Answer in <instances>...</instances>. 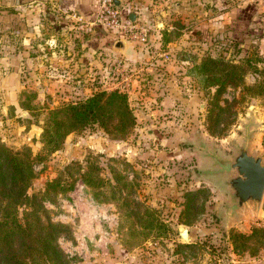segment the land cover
<instances>
[{
    "label": "rangeland",
    "instance_id": "obj_1",
    "mask_svg": "<svg viewBox=\"0 0 264 264\" xmlns=\"http://www.w3.org/2000/svg\"><path fill=\"white\" fill-rule=\"evenodd\" d=\"M17 1L23 6L0 0V7L20 14L33 7ZM191 1L194 8L186 15L176 0H147V13L133 2L132 11L143 12L139 23L149 26L150 40H125L123 53L106 46L99 32L77 29L70 18L69 27L62 26L61 14L49 4L44 12L37 6L34 15H18L26 19L30 44L24 33L14 35L6 27V12L0 17V142L42 155L29 193H39L72 162L84 168L89 153L97 156L105 182L91 189L77 178L73 190L45 200L52 220L68 226L58 239L68 264H264L262 234L254 231L264 228V194L256 209L228 218V194L216 176L204 174L211 162L202 150L208 146L229 158L246 132L252 151L264 156V94L257 93L264 84V53L251 41L239 47L228 39L216 0ZM241 48L249 53L237 60ZM207 56L242 68L241 82L226 85L219 98L224 111L215 131L208 111L217 85L211 77L201 79L197 69ZM114 89L127 94L135 116L125 137L113 138L94 125L69 133L60 149L47 150L41 133L48 109ZM125 182L133 183L128 200L122 198L128 197ZM117 186L121 197L113 193ZM188 200L192 207L185 215ZM81 202L93 213L87 224L69 206ZM88 225L95 234H86ZM181 228L188 229V240L179 238Z\"/></svg>",
    "mask_w": 264,
    "mask_h": 264
},
{
    "label": "trees",
    "instance_id": "obj_2",
    "mask_svg": "<svg viewBox=\"0 0 264 264\" xmlns=\"http://www.w3.org/2000/svg\"><path fill=\"white\" fill-rule=\"evenodd\" d=\"M250 8L251 6L244 8V13ZM5 12L8 14L9 23H6L8 29L17 33L25 27V23L19 20L15 10L7 8L4 11V8L0 7V17L4 16ZM258 17L259 22L256 27L247 33L256 34L259 37L257 51L262 55L264 53V16ZM247 21L249 20L246 18L233 21L229 26V32L237 31L238 28L242 33V26ZM6 24L3 23V25ZM260 25L261 28L258 27ZM93 28L101 34L103 41H107L106 46L112 45L115 38L109 34L105 37L108 32L105 27L95 25ZM229 38H232V35H229ZM241 41V39L237 40V42ZM240 50L242 56L237 60H243L249 53L246 48ZM197 69L201 79L204 76L211 77L217 85L208 111V119L213 123L210 130L215 131L221 119V113L224 111V108L218 104L222 91L228 84L236 85L241 82L242 68L232 61L207 56L198 63ZM258 87L257 93L264 94V84ZM21 105L23 109H30L28 104L21 103ZM94 125L113 138L125 137L135 126V116L129 105L127 94L118 89L98 90L80 101L48 109L41 141L48 144L49 152H53L61 148L69 133ZM41 159L42 155L33 153L28 146L13 149L0 142V264H68V256L58 245L59 237L69 232L68 226L52 220L45 206V200L54 202V198L58 195H64L73 190L77 178L91 189L102 187L105 183L100 177L97 156L89 153L84 168L79 163L72 162L64 166L55 177L47 180L39 193H29L31 184L37 177L34 164ZM122 186L129 190L128 197H122L123 200L130 199L133 183L125 182ZM120 189L121 186H117L113 193H119L121 197ZM189 194L193 193L189 192L187 195ZM191 207V201H185L183 208L185 215H190L188 211ZM254 231L262 234L260 243L264 245V228H257Z\"/></svg>",
    "mask_w": 264,
    "mask_h": 264
},
{
    "label": "crops",
    "instance_id": "obj_3",
    "mask_svg": "<svg viewBox=\"0 0 264 264\" xmlns=\"http://www.w3.org/2000/svg\"><path fill=\"white\" fill-rule=\"evenodd\" d=\"M117 4L121 7V10L123 12V14L125 16H129L131 20H137L139 21L140 18H142L141 13H143L142 11L139 13H135L132 11L131 7L133 2H135V4H137V6H139V8L144 9V13H147L148 9L145 6L147 3V0H116ZM141 1V2H140ZM175 1V0H174ZM177 1V0H176ZM217 1V5L219 7H221V9L223 11H219L218 14L220 17H225L227 19V21H225V24H228V27L231 25V23H233V21L235 22L236 20H239V18H246L249 21H247V23L245 25H243L242 27V33H240V31L237 28V31L235 30L233 31H228L226 34H231L232 38L228 39L234 43L237 44V46L239 47H243L242 45L247 42V41H251L253 43L258 44L259 43V37L256 34H248L247 32L251 29H254L256 27V22H258L260 15L264 16V0H233L232 3H228L227 0H216ZM14 2L16 4H21L18 6H23V3H18L19 1L14 0ZM27 2V1H26ZM34 2H38L34 4ZM186 2V3H185ZM32 3V4H31ZM192 1L191 0H179L177 2H175L176 6H177V10L180 11L182 10L181 14L182 15H186V13L184 12H188L191 8H194L192 6ZM27 4H30L32 7V9L29 10H24L22 11L23 14H20V12H18V15H23L25 17L30 16V15H34L35 14V10L34 7H39V10L41 12H44V8L48 7L47 5H51L54 7L55 10L58 11V13L61 14L60 19L62 20V26H67L69 27V22L71 20V14H77L82 18H85L86 20H91V18L94 15V0H30L27 2ZM45 4H47L45 6ZM25 5V4H24ZM257 5V6H256ZM217 6V7H218ZM251 6L250 10H247L245 13L243 11L244 8ZM262 6V7H261ZM254 7H256L254 9ZM19 9V8H18ZM262 10V11H261ZM16 11V10H15ZM21 11V10H20ZM39 11V12H40ZM243 13V14H242ZM64 15V16H63ZM131 15H133V17L131 18ZM218 16V17H219ZM227 16V17H226ZM24 17V18H25ZM66 17V18H65ZM140 17V18H139ZM67 18H70V20L68 21ZM72 21V20H71ZM25 22V27L23 29H21L19 32L14 33L13 31H10L11 33H13L14 35L20 34L22 35V33H24V40L28 41V44H30V38L27 37V35H29L30 33L28 32V24H26V19H24ZM73 22V21H72ZM222 23V21H221ZM37 25L35 26L36 29H38L39 31L41 29H43V22H38L36 23ZM51 24H53V22L51 21ZM261 28V25L258 26ZM89 30L96 31L93 26L92 27H87ZM108 30V29H107ZM108 32H110V36L114 37V41L113 43L120 39L118 37H116V34L113 33L112 31L108 30ZM250 32V31H249ZM241 34V35H240ZM227 37V36H226ZM241 39V42H237V40ZM112 43V45H113ZM111 45V46H112ZM244 49V48H243ZM154 113H156L157 111H153ZM71 204V203H70ZM71 206V209L78 211V213L81 214L80 219L82 221H84V223L87 224V222L92 221V215L93 213L90 211V205H88V203H82L81 204H76V206L73 205H69ZM84 207L85 209H80V207ZM80 209V210H79ZM84 231H86V234H89V236H91L92 234H95V230L93 228H89V225L87 226L86 229H84ZM80 237H82V234L80 235Z\"/></svg>",
    "mask_w": 264,
    "mask_h": 264
},
{
    "label": "water",
    "instance_id": "obj_4",
    "mask_svg": "<svg viewBox=\"0 0 264 264\" xmlns=\"http://www.w3.org/2000/svg\"><path fill=\"white\" fill-rule=\"evenodd\" d=\"M126 46L125 39L120 38L113 43L112 48L123 53ZM251 140L249 133L241 134L240 141L233 144L235 153L229 158L221 157L208 146L202 147L204 156L211 162V169L204 174L216 176L217 184L228 194L229 203L224 206L228 218L248 208L256 209L263 198L264 156L252 151ZM262 214L264 216V209ZM178 236L188 240V229H179Z\"/></svg>",
    "mask_w": 264,
    "mask_h": 264
},
{
    "label": "built area",
    "instance_id": "obj_5",
    "mask_svg": "<svg viewBox=\"0 0 264 264\" xmlns=\"http://www.w3.org/2000/svg\"><path fill=\"white\" fill-rule=\"evenodd\" d=\"M94 15L92 20H86L77 14H71V19L78 22L77 29H87L100 25L116 34V37L123 38L127 42L135 41L147 43L150 28L144 23L131 20L125 16L116 0H94Z\"/></svg>",
    "mask_w": 264,
    "mask_h": 264
}]
</instances>
